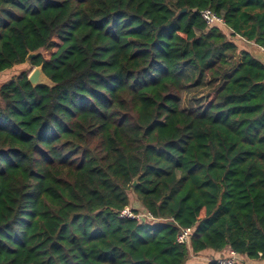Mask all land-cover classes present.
<instances>
[{"label": "trees", "instance_id": "trees-1", "mask_svg": "<svg viewBox=\"0 0 264 264\" xmlns=\"http://www.w3.org/2000/svg\"><path fill=\"white\" fill-rule=\"evenodd\" d=\"M235 38L264 50V0H0V74L52 83L0 84V264L264 260V67Z\"/></svg>", "mask_w": 264, "mask_h": 264}, {"label": "built area", "instance_id": "built-area-1", "mask_svg": "<svg viewBox=\"0 0 264 264\" xmlns=\"http://www.w3.org/2000/svg\"><path fill=\"white\" fill-rule=\"evenodd\" d=\"M199 16L201 20L205 23L208 28L218 27V25L223 26V20L216 16L210 10H203L199 12ZM148 217L146 214H139L134 215L129 208H125L120 212L119 218H126V219H137L140 220L141 218ZM150 219V217H148ZM195 229L186 228L179 230L176 236V242L182 245H188L192 235L194 234ZM216 264H243L239 259L238 255L234 252L228 251L227 256H223L218 258Z\"/></svg>", "mask_w": 264, "mask_h": 264}, {"label": "rangeland", "instance_id": "rangeland-1", "mask_svg": "<svg viewBox=\"0 0 264 264\" xmlns=\"http://www.w3.org/2000/svg\"><path fill=\"white\" fill-rule=\"evenodd\" d=\"M223 31L224 32L226 31L225 33H227L226 29H223ZM233 42L237 45L239 52L240 51H246L253 56L257 55L259 52L261 54L263 53L258 48H256V45H254L253 43L242 41V40H239L238 38L233 39ZM31 71H32V69L27 64L16 66L13 69H11L9 71H5L4 73L0 74V84L2 82H5V81L11 79L14 76H17L18 74H20L22 72H26L29 75L31 73ZM203 94H204L203 91L202 92H191V93L184 92L182 94V100H181L182 107L183 108L189 107L191 102L194 103L193 102L194 97L200 98V97H202ZM127 194H128V198L130 201V207H132V208L137 207V202H136L135 196L132 194V192L129 191ZM140 214H143V213L140 212ZM188 260H190V258H188Z\"/></svg>", "mask_w": 264, "mask_h": 264}, {"label": "water", "instance_id": "water-1", "mask_svg": "<svg viewBox=\"0 0 264 264\" xmlns=\"http://www.w3.org/2000/svg\"><path fill=\"white\" fill-rule=\"evenodd\" d=\"M185 11L186 9H183L180 11V13H184ZM256 48H258L263 53L261 54L259 52L255 56L251 55L250 53L249 54L252 56L254 60L259 62L264 67V50L260 49L257 46ZM36 56L37 54L33 53V54H29L27 58L30 60ZM27 80L33 87L38 86V85L52 86V83L50 82V80L42 73L41 66L33 68L31 73L28 75ZM44 81H48L49 84H46ZM136 182H137V179H134L133 186L136 185Z\"/></svg>", "mask_w": 264, "mask_h": 264}, {"label": "crops", "instance_id": "crops-1", "mask_svg": "<svg viewBox=\"0 0 264 264\" xmlns=\"http://www.w3.org/2000/svg\"><path fill=\"white\" fill-rule=\"evenodd\" d=\"M227 249L215 253L213 251H204L200 254L197 255H189L190 260L186 264H209L210 262L216 261L218 258L227 256L228 254ZM238 259L243 263V264H264V260H248L246 258L238 256Z\"/></svg>", "mask_w": 264, "mask_h": 264}, {"label": "bare ground", "instance_id": "bare-ground-1", "mask_svg": "<svg viewBox=\"0 0 264 264\" xmlns=\"http://www.w3.org/2000/svg\"><path fill=\"white\" fill-rule=\"evenodd\" d=\"M46 84H49L48 81H44Z\"/></svg>", "mask_w": 264, "mask_h": 264}]
</instances>
